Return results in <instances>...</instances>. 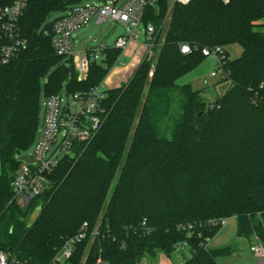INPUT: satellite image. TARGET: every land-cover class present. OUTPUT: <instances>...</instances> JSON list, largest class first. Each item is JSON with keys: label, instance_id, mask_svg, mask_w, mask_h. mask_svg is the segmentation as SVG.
I'll use <instances>...</instances> for the list:
<instances>
[{"label": "trees", "instance_id": "1", "mask_svg": "<svg viewBox=\"0 0 264 264\" xmlns=\"http://www.w3.org/2000/svg\"><path fill=\"white\" fill-rule=\"evenodd\" d=\"M15 1L0 0V6ZM88 1L26 0L20 26L27 47L0 66V249L48 264L87 223V235L67 263L81 264L95 234L84 264H143L159 253L170 256L180 244L191 253L182 264H220L235 250L206 245L221 230L209 221L233 217L238 236H259L264 243V0L177 3L166 31L169 3L148 7L143 21L155 26L158 51L153 75L154 60L146 57L127 82L108 88L96 136L63 160L30 207L12 201L17 152L37 140L42 94L62 93L65 81L67 94L101 85L123 53L106 47L79 81L73 58L59 55L52 38L40 34L53 12L64 17ZM183 44L192 52L183 54ZM236 44L243 51L232 59L226 47ZM213 47L226 54L228 77L218 83L229 87L208 105L202 91L179 81L206 60L202 50ZM172 91L182 95V114L169 138L158 109ZM35 203L41 213L30 226ZM187 224L196 226L191 236L179 229Z\"/></svg>", "mask_w": 264, "mask_h": 264}, {"label": "built area", "instance_id": "2", "mask_svg": "<svg viewBox=\"0 0 264 264\" xmlns=\"http://www.w3.org/2000/svg\"><path fill=\"white\" fill-rule=\"evenodd\" d=\"M161 1H167L171 5L177 3L187 5L193 0H110L105 5L81 4L75 6L68 15L54 24L53 45L59 55L73 58L78 80H86L92 64L103 59L105 47L78 51L74 33L94 17H97L98 23L115 20L124 23L130 31V35L120 36L117 39L115 48L121 49L124 53L131 42L137 41L152 49L156 29L152 23L145 24L143 16L148 7L156 6ZM230 1L223 0L225 4ZM25 7L26 0H16L10 5L0 6V66L15 61L27 47L28 41L20 26ZM180 50L183 54L192 52L189 44H183ZM202 51L207 58H214L215 70L211 75L218 77L219 80L227 78L228 72L224 70L226 59L224 50L213 47L204 48ZM107 89L103 88L102 83L88 91L67 94V98H64L62 93L47 97L43 125L34 150L29 155L34 161L22 159V153L17 155L20 157V167L11 182L12 201L16 205L23 209L30 207L33 201L51 186L49 177L63 160L74 157L81 143L90 141L96 136L104 121ZM257 100L258 98L255 101ZM230 219H212L209 225L223 228ZM195 227V224H187L179 226V229L187 230L188 235L191 236ZM87 231L88 224L84 223L80 232L68 238L58 255L48 264H66L74 255L77 243L86 237ZM254 239L251 251L256 264H264V243L259 236H255ZM206 241V245H209L212 240L208 238ZM0 264L35 263L10 257L0 249Z\"/></svg>", "mask_w": 264, "mask_h": 264}, {"label": "rangeland", "instance_id": "3", "mask_svg": "<svg viewBox=\"0 0 264 264\" xmlns=\"http://www.w3.org/2000/svg\"><path fill=\"white\" fill-rule=\"evenodd\" d=\"M110 0H90L86 3L98 4V5H105ZM174 5L169 4L167 16L165 21L162 24V28L164 31L167 30L168 24L171 19V14L173 11ZM65 12H53L50 15L49 21H52L58 17H62L65 15ZM264 23V20L262 21ZM130 35V31L128 30L127 26L124 23L117 22L115 20H108L103 23L97 22V17H94L87 25L83 26L81 29L77 30L74 33V38L76 42V49L78 51H87L92 50L95 48H99L104 46L105 48L108 46H113L117 39L120 36ZM136 41L131 42L130 44H134ZM137 44V43H136ZM130 47V45L128 46ZM154 48V47H153ZM149 49L144 43H140V46L137 47L136 53L138 54L141 52L142 58L148 57L149 60H154L152 64V72L150 77L153 75V70L155 67V60L158 56V51L155 49ZM226 49L229 52V55L232 59L238 58L241 56L243 48L236 44L232 46H227ZM213 57H208L198 68H196L193 72L189 73L185 77L181 78L179 81L180 84L191 83L192 87L196 90L202 91V98L209 104H212L213 99L217 97L218 94H223L229 87L228 83H218L219 78L213 77L211 75L212 71L215 70V66L213 64ZM142 60V61H143ZM141 61V62H142ZM125 63V64H124ZM132 66V58L130 56H126L122 54L119 58V61L115 66L112 68L111 72L109 73V78L112 76L114 78H119L121 80L122 77L125 75V82H127L132 75L134 74L135 70L139 66L138 64ZM131 67V68H129ZM130 72L127 73L125 71ZM194 78V80H193ZM50 79V74L46 75L42 79V84L45 85L48 83ZM123 79V80H124ZM123 84L122 82L119 86ZM109 85L108 80L103 82V88H106ZM111 85L112 87L115 86ZM67 81L63 84L62 95L64 98H67ZM46 95L43 93L41 96V109H40V129L43 125L44 116H45V107H46ZM182 103V95L179 92L172 91L166 97H164L163 102L161 103L159 113V125L163 134H167L170 138L172 136V130L178 118L182 114L181 109ZM35 144L30 147L27 151L22 153L23 155H30L34 150ZM18 155V154H17ZM19 160V156H17ZM2 163L0 161V174L2 173ZM115 186L113 184L112 190ZM110 192V194H111ZM110 196V195H109ZM33 207V208H32ZM32 211L28 219H30L31 215L35 211L36 208L42 207L41 204L33 205ZM95 234L89 239L88 247L85 252V257L81 260V264H84L87 260V255L90 251V248L95 241ZM255 242L254 237L251 239L241 238L237 234V219L235 217L231 218L228 224L225 227H221L218 235L210 242L209 245L214 247H225V246H232L234 248V253L226 258H221L220 264H256V260L253 263V253L251 251V246ZM60 249L56 252L55 256L52 258L54 259ZM191 253L190 249L187 244H180L178 245L177 249L171 253L170 256L165 255L164 253H159L154 257H147L143 260V264H182L185 260L190 258ZM264 261V258H263ZM71 264V263H66ZM97 264H108L102 260H99Z\"/></svg>", "mask_w": 264, "mask_h": 264}, {"label": "crops", "instance_id": "4", "mask_svg": "<svg viewBox=\"0 0 264 264\" xmlns=\"http://www.w3.org/2000/svg\"><path fill=\"white\" fill-rule=\"evenodd\" d=\"M98 22V21H97ZM137 43V44H136ZM136 43H134V44H130V47H128L127 48V50L123 53V54H125L126 56H130L131 58H132V66L131 67H133V66H135V65H140V63H141V61L143 60V58H142V54H141V52H139L138 54L136 53L137 51H136V49H137V47L138 46H140V42H137L136 41ZM142 43V42H141ZM125 64V63H124ZM131 67H129V68H131ZM125 72H127V73H129L130 72V69L128 70V71H125ZM125 75H124V77H122L121 78V80L119 79V78H114V77H110L109 78V76L105 79V80H108V83H109V85L106 87V88H111L112 86L111 85H114V84H116L115 86H113V87H117V86H119V84L122 82V83H124L125 82ZM124 79V80H123ZM193 80H194V78H193ZM252 257H253V255H252ZM253 263L255 262V258L253 257Z\"/></svg>", "mask_w": 264, "mask_h": 264}, {"label": "water", "instance_id": "5", "mask_svg": "<svg viewBox=\"0 0 264 264\" xmlns=\"http://www.w3.org/2000/svg\"><path fill=\"white\" fill-rule=\"evenodd\" d=\"M62 17H58L52 21H48L41 29L40 31V34L41 35H47V36H50L51 38L54 37L55 33H54V24L60 20ZM21 151H18L17 154L18 155H21ZM22 159H25L29 162H33L34 159L32 156H29V155H23L22 156ZM41 213V207H38L35 209V211L33 212V214L31 215L30 217V221H29V225L31 226L35 221L36 219L38 218V216L40 215Z\"/></svg>", "mask_w": 264, "mask_h": 264}]
</instances>
